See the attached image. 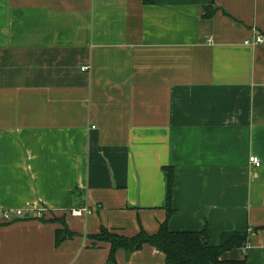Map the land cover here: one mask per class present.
Here are the masks:
<instances>
[{
	"label": "crops",
	"instance_id": "0c3cea01",
	"mask_svg": "<svg viewBox=\"0 0 264 264\" xmlns=\"http://www.w3.org/2000/svg\"><path fill=\"white\" fill-rule=\"evenodd\" d=\"M254 29L264 35V0H0V209H45L0 219V264H112L86 235L156 232L168 165L169 229L206 226L212 245L248 230V246L222 258L264 264ZM61 215L75 234L56 246L60 225L41 218ZM115 257L168 264L150 245Z\"/></svg>",
	"mask_w": 264,
	"mask_h": 264
},
{
	"label": "trees",
	"instance_id": "16d2710c",
	"mask_svg": "<svg viewBox=\"0 0 264 264\" xmlns=\"http://www.w3.org/2000/svg\"><path fill=\"white\" fill-rule=\"evenodd\" d=\"M212 12L209 11L205 15L210 16ZM163 170L166 181V197L163 205L166 210V217L160 223L158 230L154 233H148L143 227H140L134 235L127 236L100 226L96 233L86 235L90 241L89 246L108 245L107 259L112 264H117L115 255L118 250L122 249L129 255L144 245H150L162 252L165 262L168 264H247L246 255L242 259H225L222 258V255L226 251L246 247L248 230L222 232L218 244L212 245L209 242L206 226L199 231H172L169 229L168 220L175 213L171 203L175 178L174 167L172 165L164 166ZM26 219L29 218L23 217L15 220ZM41 219L58 222L60 225L55 230L56 246L62 241V235L72 237L75 234L68 229L63 215Z\"/></svg>",
	"mask_w": 264,
	"mask_h": 264
},
{
	"label": "built area",
	"instance_id": "2783aa9c",
	"mask_svg": "<svg viewBox=\"0 0 264 264\" xmlns=\"http://www.w3.org/2000/svg\"><path fill=\"white\" fill-rule=\"evenodd\" d=\"M255 30V36L251 40H245V44L249 45H254L258 43L264 42V35L260 32H258L256 29ZM87 67H84L83 70H86ZM249 162L254 165V166H259L261 164V161L258 156L256 155H251L249 157ZM92 208L85 207L81 209H74L72 211L73 215H82L85 213H91ZM45 209L43 208H33V207H28V208H23V209H0V219L4 222H11L14 221L15 219L18 218H23L26 216H35L36 218L43 217L45 214ZM248 244L246 245V247Z\"/></svg>",
	"mask_w": 264,
	"mask_h": 264
},
{
	"label": "rangeland",
	"instance_id": "374dc122",
	"mask_svg": "<svg viewBox=\"0 0 264 264\" xmlns=\"http://www.w3.org/2000/svg\"><path fill=\"white\" fill-rule=\"evenodd\" d=\"M164 202H165V200H164Z\"/></svg>",
	"mask_w": 264,
	"mask_h": 264
}]
</instances>
